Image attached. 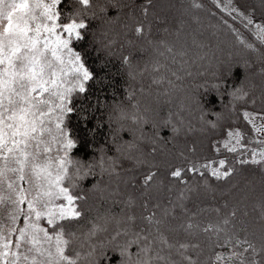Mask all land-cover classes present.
<instances>
[{"label":"snow or ice","instance_id":"1","mask_svg":"<svg viewBox=\"0 0 264 264\" xmlns=\"http://www.w3.org/2000/svg\"><path fill=\"white\" fill-rule=\"evenodd\" d=\"M210 2L237 43L256 54L255 74L264 78V17L256 19L254 10L235 0ZM190 3L203 8L199 0ZM153 6V0L141 5L145 18ZM124 7L121 0H0V264H264V199L251 205L258 229H237V221L250 215L246 166H255L264 185V90L257 98L237 86L231 68L211 88L197 86L194 103L215 135L206 150L193 145L190 155L181 152L185 164L170 170L184 186L177 202L161 208L145 200L137 215L129 195L123 216L98 213L85 219L84 180L97 170L101 177L119 178L124 160L143 163L133 153L144 139L149 109L136 99L137 91L145 94L143 83L137 89L131 82L146 79L148 95L171 103L192 76V66L204 59L198 51L204 44L195 36L181 39L179 30L175 41L147 39L151 55L142 64L121 56L129 83L118 99L106 64L94 69L77 45L87 40L92 20L112 10L118 17ZM237 21L254 40L243 36ZM145 32L138 22L135 36ZM244 67L253 65L246 61ZM222 101L230 113L224 123L216 109ZM165 123H172L171 114ZM129 133L131 140L124 138ZM156 176L149 169L141 186L147 189ZM186 176L211 177L240 198L231 207L224 203L226 211L215 208V220H197L199 213H189L183 203L192 191ZM205 244L212 251L202 260Z\"/></svg>","mask_w":264,"mask_h":264},{"label":"trees","instance_id":"2","mask_svg":"<svg viewBox=\"0 0 264 264\" xmlns=\"http://www.w3.org/2000/svg\"><path fill=\"white\" fill-rule=\"evenodd\" d=\"M121 2L126 5V7L123 8V10L120 12L119 16L117 17V14L115 10H112L108 16L102 18V19H94L91 22V29L88 35V38L86 41H84L81 44H78L77 47L83 49L87 52V60L91 67L94 69H99L102 65L106 64V71L111 74V77L114 78L116 83V94L117 98L119 99L121 95L123 94V90L128 87L129 79H128V71L129 69L122 65L121 63V56L122 55H130L132 57V64L136 65L138 61L144 62L147 60L151 55V50L149 49L150 46L147 43V39H165L168 41H175L177 39V30L180 31V38L184 36V34H188V37L192 38L194 34H198L199 31L190 28L189 25H184V23H181L178 27H168L166 24L162 23L163 20L167 17L169 10L164 9H172V5L182 6L183 8H189L194 12H203L207 14L212 20H214L219 26L227 29L221 22H220V13L214 8V5L210 2V0H199L200 3L203 4V8L201 9H195L191 7L190 0H153V7L149 8V13L147 18L144 17L142 11H141V5L145 3V0H121ZM235 3H237L242 9L246 10H254L255 18L260 19L261 17H264V10H262L259 6L255 5L251 2V0H235ZM171 8H170V7ZM63 7V6H62ZM73 7H78L76 5H73ZM212 12H216V15H211ZM138 22H142L145 26V37L137 38L134 34V28ZM237 26L240 27V31L243 34L244 37H246L249 41L254 40V37H252L249 32L241 25H239V22L237 21ZM108 24L112 27L115 26L114 32L112 35L106 36L108 41L114 40L115 44H112L110 47H108V51L106 53L98 52L97 48L93 45V38L96 37L98 29L100 28V25ZM151 26V33L147 32L148 27ZM132 29L131 32L128 34L126 31L128 29ZM167 28L168 31L165 32L164 29ZM228 30V29H227ZM193 32V33H189ZM205 31V30H203ZM191 34V35H189ZM183 35V36H182ZM131 41V43H129ZM146 49H149L147 51ZM203 49V48H202ZM147 51V52H146ZM252 53V52H250ZM202 56L204 57L203 60H200L201 63H205L204 67L201 68L200 71H202L203 76L198 75L194 77H188L186 78L182 84H181V90L183 93H188L192 98H195L197 95V86L204 84L206 87L211 88V85L216 82V77L220 75V73L224 70H226L229 67H213V65L210 67L208 65V62H210V56H207V53L201 52ZM250 55H255V53H252ZM248 62L252 63L249 57L245 58ZM245 62H243L244 66ZM260 66V64L258 63ZM219 67V70H218ZM253 67H255L253 65ZM208 68V69H206ZM233 72H236L238 75V80L236 81L237 86L243 85L246 79L245 71L249 69H245L244 67H241L239 65L230 67ZM198 68L192 67L191 70L194 72H197ZM250 71V70H249ZM254 71V69H253ZM137 89L140 87L141 83H143L145 87V94H141L139 91H137L136 99L140 102L141 108H148L147 117L149 120V123L144 125L143 132H144V139H153L157 143L158 148L156 149L157 153L151 154L150 150L154 148L152 144L149 143H141L138 141L139 147L136 151H134L133 155L137 157L139 160L143 161L142 164L136 165L134 161L132 160H124L122 161V167L119 169L120 171V177L123 176V178L118 181L115 177H109L107 174L101 175L99 174V170H97V175L94 177H89L88 179L84 180L81 184V187L87 192L88 199L86 202L83 203V208L85 209V212L87 211L88 207L94 208L95 207V197L90 195V191L94 186L103 187L107 184L109 180H111L113 183H110V188L112 187V190L114 192H122L123 188H128L131 186L130 181H128L126 178H130L133 180V183L136 185V192L139 195H142L143 193L140 190V185L143 177V175L149 171V169L153 171H157V176L155 179H159L162 182H171L176 183L170 176L169 172L170 170L174 169L175 167H181L185 164V161L181 158V156L175 157L176 159H172L168 156V150L175 149L178 152H183L185 155H190L188 151H182L180 149V144L182 143V137L185 138L186 141L191 142L193 139H189L188 136L185 137V132H182L181 135L174 137L172 135V127L176 125H168L166 124L165 129L163 131H160L161 126L159 125L158 121H166L165 112L166 109L162 108V106H159L157 103L155 104L152 102L151 98L155 95H148L147 94V84L148 81L145 79L144 81H141L139 77H137L136 82H131ZM252 85L256 86V82L253 80L251 81ZM246 90H249V84L243 85ZM248 87V88H247ZM196 88V89H194ZM200 91H203V89H200ZM179 92V91H178ZM176 98L179 99L177 96ZM226 103V101H222L220 104L216 105V109L222 113V107L220 105H223ZM183 104L187 106L190 110H192L193 105L191 102L183 101ZM257 104L259 105V101H257ZM155 111V113H153ZM208 119V117H206ZM214 119V117H213ZM226 122V120H224ZM222 121L221 123H223ZM173 123V122H172ZM155 126V127H154ZM201 129V128H200ZM154 133H158L157 136L161 138L159 141V138H156ZM123 135V134H122ZM215 133L212 131L208 137H206L204 140L199 141L200 146H198V149L206 150V146L209 143V140L213 138ZM182 136V137H181ZM125 139L131 140L132 135L131 133L124 136ZM199 140V138H198ZM194 141V140H193ZM143 153H146V156H143ZM112 155H115L114 153H111ZM148 155V156H147ZM152 155V156H151ZM171 158V159H170ZM231 159V157H230ZM170 164V165H169ZM154 166V167H153ZM238 168L240 167L238 164L236 165ZM246 170L249 173L248 177L259 175L258 172H255V166L248 165L246 166ZM255 172V174H253ZM154 179V180H155ZM185 179L189 183H192V181H199V182H205L209 186H211L214 190H217V196H211L212 202H206L205 204H201L199 206V209L196 211L190 203H188L186 206L189 213L198 212L199 215L197 216V220L207 221L209 220L206 218L208 215L206 212H204L205 209H207L208 205H213L214 207H220L224 203L227 202V196L221 194V191L224 189L221 186V182L215 181L211 177H204L201 178L199 176H186ZM153 183V182H152ZM130 185V186H129ZM223 186V184H222ZM153 189V190H152ZM152 191V194L157 193L158 187L156 185L152 186L150 188ZM220 192V194H219ZM159 193V192H158ZM159 197L161 194H158ZM261 199H264V197L259 198L254 203H258ZM125 200V199H124ZM193 201V200H192ZM137 202V201H136ZM247 202V201H246ZM99 206H97V210L100 211L99 214H112V215H118V212L122 211V209H125V203H121L117 207L113 208H104V206L107 204L104 203V200H98ZM137 207L134 209L136 212L140 209V203H136ZM252 204H248L249 209L251 208ZM109 206V205H108ZM151 207V204H150ZM137 214V212H136ZM181 214L179 211L176 212V215ZM86 218H91L92 214L89 216L86 212ZM84 221H81V224H83ZM70 228L75 227V225H69ZM239 229H242L239 228ZM250 233V231L248 230ZM241 235H245L244 232L240 233ZM204 238L201 237V240ZM211 249L208 248L205 245V251L201 256V259H206L207 256L211 255Z\"/></svg>","mask_w":264,"mask_h":264},{"label":"rangeland","instance_id":"3","mask_svg":"<svg viewBox=\"0 0 264 264\" xmlns=\"http://www.w3.org/2000/svg\"><path fill=\"white\" fill-rule=\"evenodd\" d=\"M252 3L255 5L259 6L262 10H264V3H262V0H251ZM172 9H164V10H169L168 15L165 16L162 23L166 24L168 27H178L181 23H184V25H189L190 28H194L199 31L198 34H194V36L204 44L203 49H199V54L201 52L207 53V56H210V62H208V65L210 67L213 65V67L221 66V67H232L239 65L241 67H244L242 64L243 62H246L247 60L245 59L246 57H249L252 65L255 67H252L251 69L245 71V76L248 77L244 82V84L248 86L249 84V90L253 91V94L255 97L259 98L261 95V91L264 90V78H262L259 75H256L255 73L259 69L258 61L255 55H250L249 50L244 49L240 44L237 43L235 40V37L225 28L219 26L214 20H212L207 14L203 12H197V11H192L189 8H183L182 6H177V5H172ZM170 7V6H169ZM171 8V7H170ZM115 26H111L108 24H101L100 28L98 29V32L95 38H93L92 42L93 45L97 48L98 52L101 53H106L108 50V44L109 41L107 40L106 36L112 35L114 32ZM131 28L126 31V33L131 32ZM205 30V31H203ZM189 33H193L188 31ZM183 36V35H182ZM190 41L191 37H188V34H184V36L181 38H185ZM150 49V48H149ZM149 49H146L149 51ZM146 51V52H147ZM109 52V51H108ZM138 63L142 64L143 62L138 61ZM205 63H201L200 60H197V62L192 66L194 68H198L197 72L192 71V77L201 75L203 76V73L201 68L204 67ZM245 68V67H244ZM208 69V68H206ZM254 69V71H253ZM219 70V67H218ZM253 80L257 83L255 86V89L252 90V83ZM136 82V81H134ZM243 84V85H244ZM247 87V88H248ZM196 89V88H194ZM154 95V94H153ZM179 97L176 98V97ZM194 99L190 97L188 93H183L182 91L176 92L171 100V103H168L165 101V99L161 98L159 101H157V98L154 96L151 98L152 102L155 104L157 103L159 106H162V108L166 109L165 112V117L166 120L169 119V116L171 114V123L170 125H176V127L180 128L179 133H174L172 131V135L174 137H177L182 134V132H185V137L188 136V138L193 139L191 142H188L185 140L182 134V143L180 144V149L182 151H188L189 147L195 145L197 148L200 146L199 141L204 140L206 137L209 136V134L213 131L210 128L207 127V125L200 119L201 112L200 109L196 106L194 103ZM183 101L186 102H191L193 105L192 110H190L187 106L183 104ZM259 101V99H257ZM223 104V103H222ZM222 107V119L220 123L224 120H228L229 118V111L227 108H224L223 105H220ZM155 113V111H153ZM178 114V115H177ZM206 119V117H205ZM183 121L181 123L180 121ZM225 122V121H224ZM223 122V123H224ZM159 125L161 126L160 131H163L165 129L166 123L165 121H158ZM169 125V124H168ZM191 128L192 130L189 131L188 129ZM201 128V129H200ZM156 138H159V141L161 140L160 137L155 135ZM199 138V140H198ZM141 143H149L152 144L154 148L150 150L151 154L157 153L156 149L158 148L157 143L154 139H143L140 141ZM153 149H155V152H153ZM143 156H146V153H143ZM148 156V155H147ZM152 156V155H151ZM168 157L172 156V159H176L175 157L180 156V152H178L175 149L168 150V154L166 155ZM170 158V159H171ZM170 165V164H169ZM143 177V173L141 174ZM123 178V176L116 178L114 181H119ZM248 179L251 181V185L249 188L245 189V192L248 195V200L247 204H255L254 202L258 200L259 198L264 197V185L261 184V177L260 175L248 177ZM127 183L130 181L131 186L129 189L123 188L122 192H114L112 190V187L110 188V183L112 184L113 182L109 180L107 184L103 187L95 186L91 189L90 195L94 196L96 201H95V207L87 208V215L89 216L92 214V217H95L100 211L97 210V206H99L98 200H104V203L107 204L105 205L104 208H113L119 206L122 202L124 203L128 196L131 195L140 205L145 201L149 200L150 204H155L159 203L161 205V208L169 206V201H172L173 203H176V197L178 193L184 188L183 185H180L178 182L176 183H171V182H162L158 178L151 183L150 187L147 189H144L140 185V190L143 193L142 195H139L136 192V185L133 183V180L130 178H126ZM141 182V181H140ZM156 185L158 187V192L155 194H152V191L150 188L152 186ZM224 189L221 191V194L227 196V203L231 207V205L235 204L236 201L240 198L239 195L236 194L235 190H229V188L225 185L221 186ZM188 188L192 189V191H187L185 194L188 197V199L184 200L183 203L184 205H187L188 203L191 204V206L197 211L199 209V206L201 204H205L206 202H212L211 201V196H217V190H214L211 186H209L205 182H197V181H192V183L188 184ZM171 189V191H169ZM153 190V189H152ZM158 194H161L159 197ZM220 194V192H219ZM125 199V200H124ZM193 200V201H192ZM136 202V203H137ZM109 205V206H108ZM207 209L204 210L208 215L206 218L209 220H215L216 218V212L214 209L213 205H208ZM223 206V205H222ZM221 207L222 211H226ZM126 209V208H125ZM141 210H137V215H139L142 211V208L140 207ZM127 210L124 211H119L118 215L123 216L124 213ZM180 212L181 214L177 215L178 217H182V210L180 208H176V212ZM250 215L247 218H243L242 220L237 221V229L239 228H247L250 232L253 230L258 229L259 225L256 224V222L253 220V216H255L254 213H251V208L249 209ZM189 212V211H188ZM87 217V216H86ZM178 222V221H174ZM206 245V244H205Z\"/></svg>","mask_w":264,"mask_h":264}]
</instances>
